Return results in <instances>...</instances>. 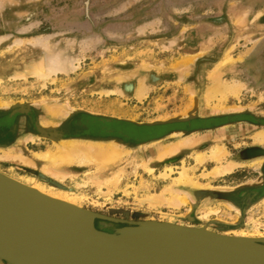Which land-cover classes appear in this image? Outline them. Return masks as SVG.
<instances>
[{"label":"rangeland","instance_id":"374dc122","mask_svg":"<svg viewBox=\"0 0 264 264\" xmlns=\"http://www.w3.org/2000/svg\"><path fill=\"white\" fill-rule=\"evenodd\" d=\"M228 52L233 62L222 67ZM263 53L264 0H0V133L5 132L0 173L68 193L80 209L106 218L96 219L95 226L108 233L145 222L205 227L223 237L241 230L264 233V198L255 195L264 184V142L255 139L264 132L259 124L264 122V75L257 61ZM42 58L65 62L67 73L41 79L23 72ZM211 72L239 86L236 94L210 103L218 112L205 100ZM140 81L147 93L142 98L135 93ZM109 90L122 93L106 94ZM59 107L57 116L50 114ZM208 121L233 123L179 130ZM21 123L27 124L24 134L17 133ZM37 126L63 139L47 138ZM64 140L120 144L124 154L117 181L99 187L91 177L100 170L76 166L75 180L60 182L3 158L46 152ZM181 140L197 143L158 163L153 173L140 164ZM216 147L227 151L224 162L238 166L227 177L205 179L201 175L214 167L209 156ZM197 153L209 155L206 162L197 165ZM183 166L196 167L194 176L203 187L182 188L187 205L152 207L149 196L168 186L178 189L171 183ZM167 167L174 170L169 181L160 177ZM210 209L218 214L203 219Z\"/></svg>","mask_w":264,"mask_h":264},{"label":"bare ground","instance_id":"6f19581e","mask_svg":"<svg viewBox=\"0 0 264 264\" xmlns=\"http://www.w3.org/2000/svg\"><path fill=\"white\" fill-rule=\"evenodd\" d=\"M56 62L53 61L49 62L48 60H46V58L44 59L42 58L40 61L27 65L24 68L23 72L27 74L30 73L36 75L39 78L43 77L41 79H48L50 75L56 74L58 72L67 73L68 67L64 65L66 63L63 61H62L63 64ZM231 62L233 61L231 60L230 52H228L224 60L220 63V65L222 67H225ZM69 67H71L70 64ZM211 79H212V84L210 87H208L207 93L205 95V100L206 103L208 104L209 109L212 107L211 110L213 112H218L220 110L219 106L216 105L214 107L213 106L210 107V103L213 102L214 100L215 101L218 100L221 102L225 100L229 95L236 94L239 91V86L237 85L238 83L235 84V86H233L232 84H231L232 86L228 85L225 81H221L219 77L215 75V73L211 74ZM145 90L146 88L144 87L142 82L139 83V86H137L135 92L137 97L142 98L146 93ZM101 92L103 93V91ZM116 92L122 93L119 90H109L106 91L105 93L113 94ZM60 109L61 108L59 107L57 110H52L50 111L51 113L50 112L49 113L53 115L56 114L58 115L59 114L58 112H61ZM109 110L113 111V113H116L117 115L124 116L125 118H130V119L133 118L127 112H119L118 109L115 108L112 109L110 108ZM62 111L65 110L62 109ZM50 123L52 124V122ZM46 124H48V122H42L43 126L44 125L46 126ZM26 130H27V124L21 123L18 128V131L21 134H23L24 132H26ZM188 139L189 138H187L186 140ZM255 139L258 140L259 142H264V132H260L256 134ZM194 141L192 140L186 142L185 140L184 141L181 140L173 145L162 147L157 152L155 153L152 152L151 154L153 155L149 154L147 158H141L142 160H140V164L145 168V170L149 171L150 173H153L155 170V166L158 163H162L172 157H176L177 154H179V152H181L185 147H190V149H193L197 143V142L195 143ZM119 147L120 144H118L117 142L103 143V142H88V141H79V140H64L61 141V143L59 142V144H57L55 149L52 148L46 152H34L32 156H25V155L23 156L21 154L14 155L7 153L8 156H5L3 158L5 159V161L6 160L20 161L24 163L26 166L41 170L45 175H49L60 182H66L68 179L75 180L77 174L74 173V167L76 166H83L89 169L90 168L98 169L102 173L99 174L97 173L96 175H93L91 177V181H93L99 187L100 186L102 187L103 184L110 182L109 185H111V182L113 184L114 182L117 181L116 179L118 176V172L115 171L118 166L122 165L123 162L122 158L124 154L121 151V148ZM226 154L227 151L221 147L213 148L211 150L210 156L204 153H197L195 155V160L197 165H201L204 162H206L208 156L215 163L214 167L211 170L206 171L204 174L202 173L203 175L201 176H203V178L205 179H217L219 177H227L229 175H232L235 172V169L237 168L238 164L231 161L224 162ZM183 165L185 164L183 163ZM98 170L95 171L98 172ZM195 171H196V167L189 168L183 166L182 169L179 171L178 176L174 179L172 178L173 183L171 184L176 185L178 189H174L173 187L168 186L160 195L149 196L147 198L148 203L154 208L161 206L163 203H168V205L175 208L181 207L182 205H187V202L185 201L184 197H182V195L186 196L187 194L184 192L182 188L203 187L199 184V181L195 178L194 176L196 174ZM109 173H111L112 176H110L111 174L108 175ZM170 173L171 174L174 173V170L171 167H167L166 173L162 174L160 177H162V179H164L165 181H169V179L171 178ZM8 178L21 184L22 186H25L33 190L38 195L46 197L54 202L81 208L75 201H73L70 198V195L66 192L62 194H57L53 190L39 184L34 179L27 180L24 182L22 180L15 179L12 177H8ZM116 184H114L113 186H115ZM77 185L78 187L79 186L83 187L84 184L78 183ZM0 206H1L0 217L6 219V221H9V223H11V225L14 227L13 233H15L16 231L21 235H23V238L30 243V246L35 245L36 247L46 248L51 245L62 246V244L64 243L66 244L65 246L69 245L73 247V246L81 245L84 241V238L81 237L83 233L82 227L77 225L76 226L70 225L67 222V219L62 218L61 217L62 215H59V213L54 211L53 213L49 212L47 224L48 227L51 229V231L57 236L58 240L55 243H51L46 238V236H44L43 231L36 224V222L30 217L20 197L12 189H10L9 187H7L2 183H0ZM214 214L215 215L218 214V210L213 211L210 209V211L205 212L204 215L202 216L203 219L207 220L210 217V215H214ZM228 216L229 215H227V217ZM176 228L198 231L213 236H220L216 232L205 227L200 228V227L187 226L184 224H178ZM9 234H10L9 236L15 239L16 242L23 245L25 244L20 238L16 239L14 235H12L11 233ZM225 234H227V236L230 235L231 237L233 236L238 238H249V239L254 238V239L264 240V233L259 231L249 232V231L241 230V231H236L232 233L230 232ZM159 250L163 253V256L164 254L167 256V258L169 259L168 260L169 264H226L211 260L210 257L205 252H203L201 249L195 246L181 245L175 243H164L159 246ZM0 259H2L8 264H21L11 259L10 257L3 255L2 253H0ZM115 264H156V261L150 257H139L134 259L128 258L125 261Z\"/></svg>","mask_w":264,"mask_h":264},{"label":"water","instance_id":"95a60500","mask_svg":"<svg viewBox=\"0 0 264 264\" xmlns=\"http://www.w3.org/2000/svg\"><path fill=\"white\" fill-rule=\"evenodd\" d=\"M21 112L27 113L25 107ZM38 132L50 139H63L56 132L37 126ZM49 183L59 186L51 179ZM0 183L12 189L21 199L30 217L43 231L44 236L55 243L57 236L48 227L49 212L56 211L70 225L81 226L84 241L79 246L51 245L46 248L31 245L23 235L13 233L14 227L0 217V253L21 264H115L128 258L150 257L156 264H169L167 256L159 250L164 243L195 246L205 252L211 260L226 264H264V240L238 237H220L198 231L177 229L171 223L145 222L130 224L112 233L98 230L95 220H106L80 208L54 202L38 195L33 190L0 174ZM1 208V206H0ZM3 231H2V230ZM8 230V231H7ZM5 231V232H4ZM20 238V244L11 238ZM0 261L6 263L2 259ZM8 264V263H6Z\"/></svg>","mask_w":264,"mask_h":264},{"label":"flooded vegetation","instance_id":"af4514ba","mask_svg":"<svg viewBox=\"0 0 264 264\" xmlns=\"http://www.w3.org/2000/svg\"><path fill=\"white\" fill-rule=\"evenodd\" d=\"M257 61H258V65L260 67V70L263 73L262 75H264V53H263V55H261L259 57V60H257ZM231 123H233V122H231V121L230 122H223V121L222 122H214V121H212V122L211 121H208V122H192V123H188L185 125H180L179 130L184 131L187 128H191L192 131L203 130V129L209 130V129H213L215 127H223V126L231 124ZM259 124L262 125V124H264V122L259 123ZM26 132H27V130H26ZM17 133H19L18 128H17ZM4 136H5V132L2 131L0 133V138H2ZM261 154H262V152L260 151L258 155H261ZM255 195L258 196V200H261L264 198V184L255 191Z\"/></svg>","mask_w":264,"mask_h":264},{"label":"trees","instance_id":"16d2710c","mask_svg":"<svg viewBox=\"0 0 264 264\" xmlns=\"http://www.w3.org/2000/svg\"><path fill=\"white\" fill-rule=\"evenodd\" d=\"M112 122H116V121H111V123ZM118 122V121H117ZM119 123V122H118ZM125 124V123H124ZM127 124V123H126ZM132 126V125H131ZM136 129H138V130H141V131H143V130H150V129H152V128H150V127H137V126H134ZM153 129H156V128H153Z\"/></svg>","mask_w":264,"mask_h":264}]
</instances>
